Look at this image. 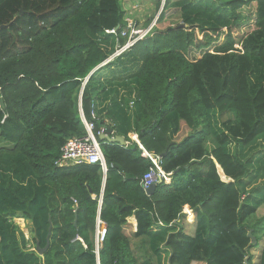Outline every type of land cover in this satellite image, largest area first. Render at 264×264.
Wrapping results in <instances>:
<instances>
[{
    "label": "trees",
    "instance_id": "1",
    "mask_svg": "<svg viewBox=\"0 0 264 264\" xmlns=\"http://www.w3.org/2000/svg\"><path fill=\"white\" fill-rule=\"evenodd\" d=\"M122 1L0 0V264H264L249 238L264 204V0H165L150 35L107 62L127 41ZM82 116L129 143L99 141L106 175L56 165L86 136ZM129 134L170 174L151 195L154 165Z\"/></svg>",
    "mask_w": 264,
    "mask_h": 264
},
{
    "label": "built area",
    "instance_id": "2",
    "mask_svg": "<svg viewBox=\"0 0 264 264\" xmlns=\"http://www.w3.org/2000/svg\"><path fill=\"white\" fill-rule=\"evenodd\" d=\"M161 3H164V0H159ZM151 32V28H147L146 30H140L134 27L131 21H127V25L125 30L121 32L122 36H126L127 41L124 46L120 47L115 56L120 55L122 52L127 50L137 41L142 40L145 36H147ZM106 33L114 35L116 30H110ZM94 119V115L92 116ZM82 123L86 130V136L82 138H72L69 139L66 144L61 149V154L59 160L56 162L57 166H78V165H98L103 174L106 175L108 170L105 158L102 154L100 148L99 139L93 134L95 124L93 121H87L82 116ZM108 128H103L98 132V137L100 135H104L105 131ZM112 132V131H111ZM114 134L111 133V137ZM135 142L138 144L139 148L142 150V156L150 158L152 161L154 168L150 169L149 172L143 177L141 180V185L144 189H148L151 185L156 184L158 182H170V174H166L162 171L157 163V159L153 158L149 155L143 147L140 145L137 136L134 137ZM184 214L190 220H193L194 215L191 210L187 207L183 211ZM106 235V226L103 221L97 216L96 218V233H95V251L98 254L99 249L102 246V243L105 239ZM77 240L81 241L80 238L77 237Z\"/></svg>",
    "mask_w": 264,
    "mask_h": 264
},
{
    "label": "rangeland",
    "instance_id": "3",
    "mask_svg": "<svg viewBox=\"0 0 264 264\" xmlns=\"http://www.w3.org/2000/svg\"><path fill=\"white\" fill-rule=\"evenodd\" d=\"M202 4L198 5L197 8H201V9H207L206 7H212L213 5H215V1L216 0H199ZM165 5V0L164 3H161L160 1H158V5H157V9L156 12L153 13L152 15H150L146 20L145 23H142V30L149 24L152 23L155 20V23L157 22V20L159 19V14L161 13V11L163 10ZM200 6V7H199ZM254 5H250V7H253ZM156 18V19H155ZM129 21H131L133 24L134 22L130 19ZM139 22V21H138ZM180 23V14L179 11L174 14L171 18L170 21L168 20L167 24L170 25H176ZM135 25V24H134ZM115 54L113 56H111V59L115 57ZM116 58V57H115ZM113 60V59H112ZM132 71V67L127 66L124 70H120L119 74L120 75H127V73H130ZM231 116V115H230ZM225 117V116H224ZM224 178V176H222V179ZM192 220H190L187 217V221L185 222V224H183L184 226H186V231L191 234L193 232L194 229V224L191 222ZM15 222L19 225V227L21 228V230H23L25 236L28 238V229L26 227V223H24L22 220H15ZM249 225L258 228L259 226L262 227V230H258L256 229V236H257V246L252 248V254L254 259L256 260L260 250L262 249V247L264 246V204L257 210L256 215L253 219H251L249 221ZM257 261V260H256Z\"/></svg>",
    "mask_w": 264,
    "mask_h": 264
},
{
    "label": "crops",
    "instance_id": "4",
    "mask_svg": "<svg viewBox=\"0 0 264 264\" xmlns=\"http://www.w3.org/2000/svg\"><path fill=\"white\" fill-rule=\"evenodd\" d=\"M159 0H125L121 2V9L124 12V20L125 22L129 21L130 19L134 22V27L137 29L142 30V23H145V20L156 12L157 5ZM156 19V18H155ZM139 21V22H138ZM151 28L152 30L155 28V20L152 23H149L143 30L147 28ZM150 32V33H151ZM150 33L147 35L149 36ZM111 60H107L109 62ZM131 140H134V135H128ZM126 142V141H125ZM129 143L127 142L126 145ZM220 170V168H218ZM222 178V177H221ZM193 213V212H192ZM194 215V214H193ZM128 223L131 225L133 232L136 231L137 222L134 216L128 218Z\"/></svg>",
    "mask_w": 264,
    "mask_h": 264
},
{
    "label": "water",
    "instance_id": "5",
    "mask_svg": "<svg viewBox=\"0 0 264 264\" xmlns=\"http://www.w3.org/2000/svg\"><path fill=\"white\" fill-rule=\"evenodd\" d=\"M93 72L94 71H92L91 74ZM89 78H90V76H88L86 78V80L84 81V84L87 82V80ZM82 91H83V88L81 90V94H82ZM111 133H112L111 130L108 128L105 131V134L104 135H100L98 137L99 141L106 142V143H116V144H118L120 146H124V147L126 146V142H125V139L123 137H121V136H113V137H111ZM160 183L161 182H158V184H160ZM155 186H156V184L151 185L148 189H146V193L148 195H151L153 193L154 189H155ZM50 234H51V227L49 228L48 236L46 238L47 246L44 249H39V247H37V253H38V255L42 256L43 253L47 250V248L49 246V236H50ZM249 238L251 239V242H252L253 245H256L257 244L255 237L252 235V232L249 233Z\"/></svg>",
    "mask_w": 264,
    "mask_h": 264
},
{
    "label": "bare ground",
    "instance_id": "6",
    "mask_svg": "<svg viewBox=\"0 0 264 264\" xmlns=\"http://www.w3.org/2000/svg\"><path fill=\"white\" fill-rule=\"evenodd\" d=\"M219 173H220V176H221V177L224 176V175L222 174V171H221V170H219Z\"/></svg>",
    "mask_w": 264,
    "mask_h": 264
},
{
    "label": "clouds",
    "instance_id": "7",
    "mask_svg": "<svg viewBox=\"0 0 264 264\" xmlns=\"http://www.w3.org/2000/svg\"><path fill=\"white\" fill-rule=\"evenodd\" d=\"M123 46H124V45H123ZM115 53H116V52H115ZM122 53H123V52H122ZM122 53H121V54H122ZM118 56H119V55H118ZM115 57H117V56H115ZM109 60H111V58H110ZM104 64H105V63H104ZM104 64H103V65H104ZM134 136H136V135H134Z\"/></svg>",
    "mask_w": 264,
    "mask_h": 264
}]
</instances>
